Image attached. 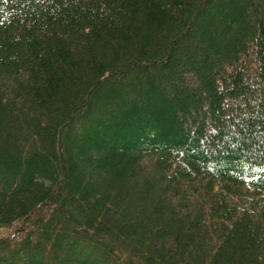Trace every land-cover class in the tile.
I'll list each match as a JSON object with an SVG mask.
<instances>
[{
  "label": "trees",
  "instance_id": "1",
  "mask_svg": "<svg viewBox=\"0 0 264 264\" xmlns=\"http://www.w3.org/2000/svg\"><path fill=\"white\" fill-rule=\"evenodd\" d=\"M0 264H264V0H0Z\"/></svg>",
  "mask_w": 264,
  "mask_h": 264
}]
</instances>
